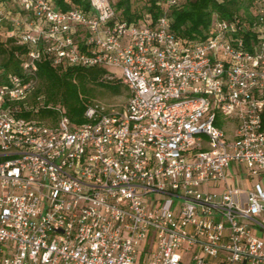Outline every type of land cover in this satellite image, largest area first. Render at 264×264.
Listing matches in <instances>:
<instances>
[{"label":"built area","instance_id":"built-area-1","mask_svg":"<svg viewBox=\"0 0 264 264\" xmlns=\"http://www.w3.org/2000/svg\"><path fill=\"white\" fill-rule=\"evenodd\" d=\"M10 1L0 42L20 63L0 70V264H264V0L249 37L215 19L185 43L168 16L185 0L131 22L116 0ZM44 60L118 68L125 104L90 103L80 125L35 119Z\"/></svg>","mask_w":264,"mask_h":264},{"label":"trees","instance_id":"trees-1","mask_svg":"<svg viewBox=\"0 0 264 264\" xmlns=\"http://www.w3.org/2000/svg\"><path fill=\"white\" fill-rule=\"evenodd\" d=\"M60 11H67L72 6L86 10L85 0H50ZM119 18L127 22L136 21L148 13L153 18L158 17L165 8L161 0H145V12H135L131 7V0H116L114 3ZM255 0H185L172 7L168 16L171 29L175 37L185 42H196L205 38L211 28L213 20H238V25L244 24V29L238 36L249 37L255 33L253 10ZM234 36V37H237ZM255 38V36H253ZM17 47L0 42V70L5 73H18L20 59L16 56ZM37 88L31 95V106H37V97L42 102L37 106L33 117L46 124H53L59 112H63L69 120L80 125L85 122L84 110L90 103L96 102L92 98V86H99L112 94L126 93L127 89L118 78H109L105 69L70 67L61 69L53 67L44 60L38 64ZM40 84V85H39ZM31 111V110H30ZM27 110L24 116L31 115ZM49 121V122H48Z\"/></svg>","mask_w":264,"mask_h":264},{"label":"rangeland","instance_id":"rangeland-1","mask_svg":"<svg viewBox=\"0 0 264 264\" xmlns=\"http://www.w3.org/2000/svg\"><path fill=\"white\" fill-rule=\"evenodd\" d=\"M7 3H8V7H10L11 10L15 9V6L11 3L10 0H7ZM144 5H145V0H131V7L135 12L144 13L145 12ZM1 62L2 60L0 59V64ZM107 72L116 78L121 77V70H119L118 68H107ZM37 85H35L34 90L37 88ZM34 90L27 97V105L31 104V95L34 92ZM91 94H92L91 99H93V101L100 102L104 105L112 106L116 108L117 110L122 109L123 105L125 104L126 98H127L125 92H122L121 94H112L108 92L107 90H105L104 88L99 87V86H92ZM38 97H41V96H38Z\"/></svg>","mask_w":264,"mask_h":264}]
</instances>
